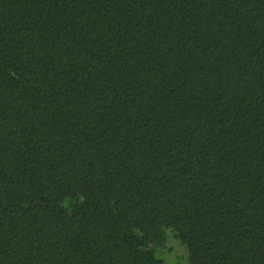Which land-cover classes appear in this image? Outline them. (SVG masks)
<instances>
[{"label": "trees", "instance_id": "16d2710c", "mask_svg": "<svg viewBox=\"0 0 264 264\" xmlns=\"http://www.w3.org/2000/svg\"><path fill=\"white\" fill-rule=\"evenodd\" d=\"M264 264V0H0V264Z\"/></svg>", "mask_w": 264, "mask_h": 264}, {"label": "rangeland", "instance_id": "374dc122", "mask_svg": "<svg viewBox=\"0 0 264 264\" xmlns=\"http://www.w3.org/2000/svg\"><path fill=\"white\" fill-rule=\"evenodd\" d=\"M165 245V249L160 248L154 253L156 259L165 264H188L183 247L175 240L169 238Z\"/></svg>", "mask_w": 264, "mask_h": 264}]
</instances>
